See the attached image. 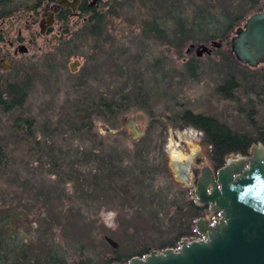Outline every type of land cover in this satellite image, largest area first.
<instances>
[{
  "label": "rangeland",
  "instance_id": "1",
  "mask_svg": "<svg viewBox=\"0 0 264 264\" xmlns=\"http://www.w3.org/2000/svg\"><path fill=\"white\" fill-rule=\"evenodd\" d=\"M110 1L105 0L101 9H108ZM115 5L116 13L109 14L105 21L104 33L110 36L107 43H97L92 37L77 34L84 25L77 18L72 20L68 33L60 34L56 30L38 36L36 47H30L27 56L20 58L33 78L24 108L8 115L0 108V140L9 161L7 166L0 168V207L12 203L28 206L30 219L14 220L9 226L19 227L34 253L43 248L46 239L42 231L45 229L53 228L52 232L63 239L64 244L83 241L86 251L74 255L71 263L91 260L93 264H104L116 256L107 238L118 244L116 250L122 256L119 264L129 263L133 255L144 249L148 254L164 250L180 232L187 234L178 240L176 247L184 239H194L191 234L197 232L199 218L191 219V212L185 208L195 197L192 171L197 168L200 172L211 163L202 142V132L179 127L175 118L182 111L189 109L216 117L235 132L255 136L247 116L254 109L258 122L264 126V90L261 88L264 80L255 90L240 89L235 100L216 93L224 72L218 65L221 57L217 50L234 56L231 41L246 18L236 25L225 43L221 41L220 48H212L210 54L202 52L199 57L197 47L210 45L212 40L207 43L189 41L180 58L174 46L143 31L145 21L157 18L161 27L171 32L175 25L168 19L170 7L175 9L176 15L185 9L192 16L200 7L213 6L219 10H233L237 16L246 12L250 16L263 10L264 0L251 10L250 0H116ZM24 15L18 26L27 34ZM191 43L196 47L187 54ZM95 44L102 45V49L94 48ZM192 57L200 66L198 79L173 70ZM156 62L160 63L157 68ZM243 67L249 72H264V63L255 68ZM14 70L11 74L21 68ZM137 87L151 90L146 109L120 116L115 123L117 126L94 115L91 132L80 131L78 110L86 105L87 94L93 101L101 97L113 99L126 92L135 96ZM19 116L35 118L36 146L28 145L24 133L13 128L14 117ZM130 122H134L138 133L144 136L135 138L128 126ZM98 143L104 147L106 155L110 151L118 154L115 163L118 182L126 181L134 169L141 168L149 178L143 183L145 186L135 187L128 193L127 184L122 183L121 188L117 187L119 190L115 189L116 184H110L115 189L111 196L98 199L75 193L71 181L50 173L47 159L57 156V151L52 149L54 145L69 162H75L85 173V179L91 178L98 163L86 164L83 155L86 153L87 157L90 151H99ZM198 149L199 154L191 159L189 184L178 174L177 168ZM142 153L148 155V162L137 161ZM119 159L122 163H118ZM180 208L185 211L180 212ZM39 213L52 222L45 221L47 226L40 227L34 221ZM212 216L207 214L205 218L213 221Z\"/></svg>",
  "mask_w": 264,
  "mask_h": 264
},
{
  "label": "trees",
  "instance_id": "2",
  "mask_svg": "<svg viewBox=\"0 0 264 264\" xmlns=\"http://www.w3.org/2000/svg\"><path fill=\"white\" fill-rule=\"evenodd\" d=\"M250 1L251 10L259 5L262 0ZM104 2L105 0H101V4H104ZM110 2L108 9H101L100 13L94 11L88 22L80 27L77 34L80 36L85 35L92 37L97 43L102 44V42H109L110 36L104 33L105 28H107L105 21L108 19L109 14L115 12L116 0H111ZM27 3H29L28 0H0V22L22 11ZM83 5L85 6L86 4L84 3ZM84 13H87V11ZM167 13L168 19L173 21L175 25L171 32L162 28L157 18L153 21H145V23H143V31L153 36L155 39H162L161 41L174 46L180 58L183 57L182 51L189 41L207 43L210 40H220L225 43L236 25L243 19L249 17L247 12L237 16L234 14L233 10H219L215 9L213 6L207 8L200 7L194 11L192 16H190L185 9L180 11L181 14L176 15L173 7L168 8ZM190 18H192V20H190ZM94 48L102 49V45L95 44ZM217 51L221 57L218 65L221 70L224 71L222 82L216 86V93L220 97L228 100L238 99L237 93L240 89L250 87L252 90H255V88L260 85V82L264 80V72H249L243 67L245 64L239 63L235 56L231 57L221 49ZM72 54L73 52H71L69 56ZM159 65V62L155 63L156 68ZM160 67L162 69L164 68L162 65ZM199 69L198 60L195 57L185 62L179 69L176 67L173 68V70L178 73L180 72L183 76L192 79H198L197 75ZM10 71L6 73L0 72V108L6 115L9 113L14 114L16 111L24 108L23 106L33 86V78L31 74H28L26 65L23 71L17 70V76H15V73L11 74ZM13 71L15 70L13 69ZM261 88L264 90V86ZM135 91V96H132L131 92H126L120 95V97L116 96L113 99L101 97L94 101L88 99L91 96L87 94L86 105L78 110V115L81 118L80 131L88 130L87 134H89V131L91 132L94 115L117 126L115 123L120 116L133 110L146 109L150 103L149 96L151 95V90H144L141 87H137ZM247 116L250 119V124L253 129H255V136L249 133L235 132L226 122L224 123L216 117L204 113H197L189 109L182 111L175 119L180 123V128H195L203 133V145L207 147L210 163L216 171L225 165L227 157L237 154L247 157L250 154L249 150L253 144L262 143L264 145V126L260 125L258 122L255 110H250ZM14 118L13 128L20 129L24 133L26 137L25 141L28 145L36 146L38 141L35 138V118L32 116H19ZM98 147L99 151H97V149L90 151L87 157L86 153L83 155L86 164L98 163L95 169L96 171L91 178L85 179V173L77 168L75 162H69V159L65 156L63 157V154L59 153V151L62 152V150L54 145L52 146L53 151H57L59 154L56 153L57 156L53 159H47L48 164H50V173L58 176L59 179L71 181L75 193H83L85 196H93L98 199L109 197L111 192L121 188L122 183L127 184L126 186L128 189L126 190L128 193L135 189V187L141 188L145 186L143 183L148 181L149 178L145 176L146 174L141 168L134 169L129 179L126 181L120 180L118 182L116 178V168L118 165L115 164L118 154L115 155L113 151H110V153L106 155L104 147L100 146L99 143ZM76 150L79 151V148ZM137 161L143 163L148 162V155L146 153L145 155L143 153L140 154ZM8 162L7 151H5L2 141L0 140V168L7 166ZM118 163H122L121 159H119ZM112 175L115 180L111 178ZM110 184H116V188L113 189V187H110ZM185 208L191 212V219H197L201 209L196 207L193 201L187 202ZM185 208H180L178 210L182 212L185 211ZM30 213L31 211L25 204L14 205V203H12L9 206L3 205L0 207V264H93L91 260L71 263L70 259L76 254H83L87 249V245L81 240H78V242L72 240V243L67 241L64 244L62 242L63 239L61 240L55 232H52L53 228L42 231V236H44L46 240L42 244V250L34 253L32 247H30L28 238L22 235L19 227L9 226L14 220L19 221L26 219L28 221L31 217ZM34 221L42 228L47 226L45 225V221L52 222L49 217H44L42 213H39ZM181 225H183L182 222ZM56 226V228H59L58 224H56ZM46 230H50V232ZM186 234L187 233L180 232L176 240L165 247H176L178 240ZM113 252L116 256L108 259L104 264L122 262V256L118 254L116 248L113 249ZM146 254H148V252L144 249L136 255L144 257Z\"/></svg>",
  "mask_w": 264,
  "mask_h": 264
},
{
  "label": "water",
  "instance_id": "3",
  "mask_svg": "<svg viewBox=\"0 0 264 264\" xmlns=\"http://www.w3.org/2000/svg\"><path fill=\"white\" fill-rule=\"evenodd\" d=\"M236 32L231 43L237 61L253 68L264 63V7L245 19ZM221 44L216 40L210 45L200 44L196 55L210 54L212 48H220ZM195 47L191 43L186 53ZM128 126L133 134L135 123ZM141 136L144 134H134L135 138ZM249 151L247 157H227L214 175L209 167L203 170L208 181L205 184L200 180L194 196L198 204H208L220 217L214 223L204 218L197 220L196 226L205 238H187L176 249L150 251L144 257H133L127 264H264V145L253 144ZM191 163L187 160L177 168L186 181ZM107 241L114 248L118 246L112 239Z\"/></svg>",
  "mask_w": 264,
  "mask_h": 264
},
{
  "label": "flooded vegetation",
  "instance_id": "4",
  "mask_svg": "<svg viewBox=\"0 0 264 264\" xmlns=\"http://www.w3.org/2000/svg\"><path fill=\"white\" fill-rule=\"evenodd\" d=\"M22 9L15 13L12 17L3 19L0 22V72L6 73L17 67L24 70L26 63H22L24 60L20 58L27 56L30 47H36L37 37L47 33H54L56 30L60 34L69 32V29L73 19H80L82 23H87L93 12H101V0H28ZM86 4L85 6L83 4ZM87 11V13H84ZM22 14L24 15V28H26L27 34L22 31L18 23L21 24ZM76 23V22H75ZM74 23V24H75ZM15 27V28H14ZM82 27V25H81ZM16 29V31H15ZM8 70L2 72L1 70ZM133 134L138 135V131L132 128ZM203 134V133H202ZM203 137V135H202ZM189 160L193 159L195 155L199 154L198 150H193ZM212 174L216 172L212 165L209 167ZM189 175V172H188ZM194 175L195 189L200 180L206 184L208 181V174L203 170L200 172L197 168L192 171ZM191 176H188L187 183L190 184ZM189 186V185H188ZM191 187V186H189ZM211 186L208 185V188ZM193 188V196L195 193ZM191 201L195 202V206L199 207L200 213L198 218H204L209 223H213L218 218V214L214 213L211 207L207 205H201L197 202V196ZM213 215V221H209L205 216ZM197 232L192 233L193 238H198L204 234L196 226Z\"/></svg>",
  "mask_w": 264,
  "mask_h": 264
},
{
  "label": "built area",
  "instance_id": "5",
  "mask_svg": "<svg viewBox=\"0 0 264 264\" xmlns=\"http://www.w3.org/2000/svg\"><path fill=\"white\" fill-rule=\"evenodd\" d=\"M219 218H220V217H219V214H218V218L216 219L215 222H217ZM213 223H214V222H213ZM203 238H205V234H204L203 236H201V237L196 238V239L194 238V240L203 239Z\"/></svg>",
  "mask_w": 264,
  "mask_h": 264
},
{
  "label": "bare ground",
  "instance_id": "6",
  "mask_svg": "<svg viewBox=\"0 0 264 264\" xmlns=\"http://www.w3.org/2000/svg\"><path fill=\"white\" fill-rule=\"evenodd\" d=\"M187 160H189V159L187 158Z\"/></svg>",
  "mask_w": 264,
  "mask_h": 264
}]
</instances>
